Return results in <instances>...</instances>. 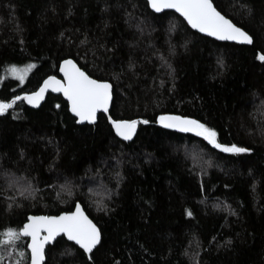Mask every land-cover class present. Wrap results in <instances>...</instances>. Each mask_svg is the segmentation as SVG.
Masks as SVG:
<instances>
[{
    "label": "trees",
    "instance_id": "obj_1",
    "mask_svg": "<svg viewBox=\"0 0 264 264\" xmlns=\"http://www.w3.org/2000/svg\"><path fill=\"white\" fill-rule=\"evenodd\" d=\"M213 2L249 31L252 45L203 36L145 0H0V99L36 90L66 58L112 85L109 112L93 124H78L51 93L38 108L18 101L0 114V232L80 202L102 230L87 264H264V62L255 59L264 52V0ZM242 3L254 6L252 17ZM11 63L35 65L24 84L6 75ZM163 112L206 122L221 143L253 151L222 153L159 127ZM109 115L149 123L125 141ZM26 184L36 191L19 195ZM12 197L20 206L6 211ZM24 239L0 244V264L27 254ZM72 246L58 238L46 248L47 264H86Z\"/></svg>",
    "mask_w": 264,
    "mask_h": 264
},
{
    "label": "snow or ice",
    "instance_id": "obj_2",
    "mask_svg": "<svg viewBox=\"0 0 264 264\" xmlns=\"http://www.w3.org/2000/svg\"><path fill=\"white\" fill-rule=\"evenodd\" d=\"M147 6L155 13L165 14L164 10H174L191 29L199 33L214 37L220 41H233L242 45H252L254 37L243 26L238 25L227 14H222L214 5L213 0H147ZM246 17H252L255 12L253 5L249 3L240 4ZM174 27V25H173ZM171 30V28H170ZM63 35V34H62ZM255 59L264 62V52H257ZM223 66V59L217 61ZM131 67V65H129ZM35 67L34 64L18 66L15 63L7 65L6 75L16 78L20 84L25 83L28 72ZM59 71L63 73L64 79L58 80L55 76H47L35 91L21 92L11 99H0V114L12 109L18 101H26L28 105L36 107L45 98V92L51 89L53 92L63 93L67 100L68 110L74 114L77 123L97 121L98 112H109V101L112 98V85L108 80L95 79L74 63L73 59L66 58L60 61ZM5 79V75H0V81ZM172 91V88H169ZM60 107V105H56ZM108 121L116 136L125 141L133 138L138 123L148 124V120H120L108 116ZM155 123L162 125L165 129L178 130L182 133H192L195 137L202 138L213 149L226 154L251 153L252 148L240 146L237 143H221L218 139V132L206 122L189 117L187 115H177L163 112L156 116ZM208 162H205L207 164ZM203 174V169L199 175ZM12 177V173L7 174ZM117 180L119 182V173ZM18 179H9V184L14 186L19 184ZM36 190L31 184H26L19 191V195L26 193L31 195ZM12 202L8 204L6 211L15 205V197L9 198ZM98 203V207L105 212L108 211L107 204ZM220 205H214L219 207ZM231 211V210H230ZM187 216H192V211L185 209ZM231 214L235 215L233 211ZM62 234V236H61ZM0 244H13L22 238L27 246V254L20 253V259L14 264H47L46 245L51 243L55 247L57 238H66L73 242L69 253H79L86 257L87 262L93 261L94 250L102 243V230L97 224L85 214L80 202L75 203L74 210L61 212L56 216L28 215L22 226L7 227L0 232ZM30 254V255H29ZM64 253H62L63 255ZM3 260V256H0Z\"/></svg>",
    "mask_w": 264,
    "mask_h": 264
},
{
    "label": "water",
    "instance_id": "obj_3",
    "mask_svg": "<svg viewBox=\"0 0 264 264\" xmlns=\"http://www.w3.org/2000/svg\"><path fill=\"white\" fill-rule=\"evenodd\" d=\"M146 2H147V0H145ZM151 9V8H150ZM152 10V9H151ZM153 12H154V10H152ZM164 11H172V12H174L175 13V11L174 10H164ZM177 15H179L178 13H176ZM182 18V17H181ZM183 19V18H182ZM186 23V22H185ZM189 28H190V26H188ZM191 29V28H190ZM193 31H195V32H197V33H199L197 30H195V29H192ZM199 34H201V35H203V36H207L206 34H203V33H199ZM207 37H209V36H207ZM209 38H211V39H214V40H216V41H220V40H217L216 38H214V37H209ZM220 42H229V43H235V44H238L237 42H233V41H220ZM74 61V60H73ZM74 63H76L75 61H74ZM76 65L78 66V64L76 63ZM59 67H60V64H59ZM79 67V66H78ZM51 76H55L58 80H63L64 79V76H63V73H61L60 71H59V68H58V76L57 75H51ZM47 78V77H46ZM45 78V79H46ZM44 80V79H43ZM43 82V81H42ZM41 82V83H42ZM110 83V82H109ZM111 84V83H110ZM39 88V87H38ZM35 91V90H34ZM111 91H112V89H111ZM48 93H51V94H54V95H61L62 97H63V99L67 102V100H66V98L64 97V95H63V93H58V92H53V91H51V89H48V90H46V92H45V97H46V95L48 94ZM45 99V98H44ZM44 99L43 100H41V102H40V104L38 105V106H36V107H33V106H31V105H28L27 104V102L26 101H24L25 102V104L27 105V106H29L30 108H38L41 104H42V102L44 101ZM111 102H112V98H111V100L109 101V108H110V106H111ZM68 105V104H67ZM70 112V111H69ZM100 113H104L102 110H100L99 112H98V115L100 114ZM70 114L75 118V116H74V114L73 113H71L70 112ZM104 114H107V113H104ZM76 119V118H75ZM79 124H89L88 122H83V123H79ZM91 124H93V123H91ZM157 126H159V127H162L163 128V126L162 125H158L157 124ZM136 130H137V127H136ZM171 130H173V129H171ZM114 131V130H113ZM174 131H178V130H174ZM179 132V131H178ZM115 133V132H114ZM136 133V132H135ZM135 133L133 134V137L135 136ZM190 134H192V133H190ZM116 135V134H115ZM118 137V136H117ZM118 138H120L121 140H123L121 137H118ZM75 206V205H74ZM82 206V205H81ZM83 208V207H82ZM72 210H74V207H73V209ZM71 210V211H72ZM60 214V213H59ZM59 214H56V215H59ZM85 214H86V212H85ZM30 215H35V216H40V215H46V214H30ZM56 215H47V216H56ZM87 215V214H86ZM90 218V217H89ZM91 219V218H90ZM61 236H62V234H61ZM58 239V238H57ZM65 240H66V238H64ZM67 241V240H66ZM69 242V241H68ZM70 243H72L73 244V242H70ZM51 245V243L50 244H48V245H46V248L48 247V246H50ZM26 248H27V246H26ZM30 255V254H29Z\"/></svg>",
    "mask_w": 264,
    "mask_h": 264
},
{
    "label": "rangeland",
    "instance_id": "obj_4",
    "mask_svg": "<svg viewBox=\"0 0 264 264\" xmlns=\"http://www.w3.org/2000/svg\"><path fill=\"white\" fill-rule=\"evenodd\" d=\"M93 182H94V186H92V183H91V186H92V187H90L91 190L89 189V191H90L93 195H95L96 192H97V190H99V182H98L97 180H95V181H93Z\"/></svg>",
    "mask_w": 264,
    "mask_h": 264
}]
</instances>
